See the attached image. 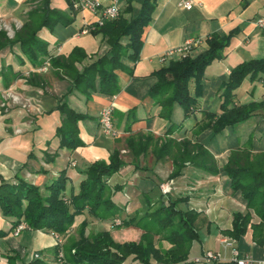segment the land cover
<instances>
[{
    "label": "crops",
    "instance_id": "1",
    "mask_svg": "<svg viewBox=\"0 0 264 264\" xmlns=\"http://www.w3.org/2000/svg\"><path fill=\"white\" fill-rule=\"evenodd\" d=\"M31 1L0 0V27L13 30L11 37L6 33L8 37H13L15 31L26 22L27 13L39 3V0ZM103 1L107 3L108 0ZM182 1L191 2L192 9L178 7ZM142 2L122 0L121 14L124 19L130 20L135 16ZM49 3L50 8L73 20L69 26H56L53 32L42 31V38L49 45L50 56H67L73 48L79 47L88 56L82 63L86 65L108 50L100 34L81 33L84 27L95 21L94 15L87 11L73 13L66 0H49ZM262 17L264 0H155L151 21L143 31L139 59L135 63L124 59V64L131 71L115 72L120 92L113 97L95 94L90 101H85L75 91L70 92V79L65 76L58 78L49 62L36 68L17 47L0 51V72L2 68L11 67L13 73L18 74L8 86L4 85V78L0 75V183L21 178L42 188L64 170L68 177L65 194L70 197L78 193L79 185L85 179L84 172L90 164L107 161L109 155L118 150L125 166L111 176L107 183L110 187L122 185L124 204L114 201V198L112 200L119 207L127 206V210L131 205V202L127 203L128 197L132 198V212L135 214L147 208L144 197L148 194L146 184L164 183L174 167L170 158L156 161L152 154L140 156L133 163L126 145L129 138L150 134L159 143L167 138L177 141L191 139L193 143L204 145L214 156L219 168L227 163L234 149L264 152V70L255 79L246 77L234 91V105H261L250 119L227 127L217 136L212 137L209 129L198 136H192V130L203 119L202 112L219 113L220 96L231 70L244 62L264 59V31L256 25V21ZM214 35L228 37V41L220 58L209 64L204 71L198 107L191 116L184 118L182 109L174 105L170 121H167L160 116L161 108L154 104L148 94L157 81L154 72L173 61L168 59L161 62L160 58L166 52L180 47L187 39L201 40V44L190 54L196 56L207 48V41ZM193 85L191 81V90ZM9 95L26 101L29 110L26 112L11 104L7 99ZM60 101L89 117L77 124L83 146L73 151L60 149L59 139L55 137V130L60 124V115L56 111ZM106 107L113 109L114 137L105 136L99 126V114ZM132 110L134 113L128 115ZM171 125L176 129L172 135H166ZM222 137L225 142L222 141L221 147H218L217 140ZM169 185L172 191L163 196L162 200L187 198L178 208L199 213L195 223L197 231L200 225L209 236L212 234L215 245L226 259L231 257L232 248L237 249L241 257L249 256L255 261L264 259V247L252 241L250 230L239 241L222 234L223 231L231 230L235 213L246 212L243 200L232 193L227 177L223 174L208 175L186 163L180 175L172 179ZM157 187L161 197V190ZM84 220L91 222V226L98 222L84 213L76 217L75 224ZM10 228V222L3 219L0 213V229L8 232L6 237L0 239V264H6L5 255L15 254L25 262L36 254L45 264H60L52 232L25 229L15 236ZM109 233L115 240L118 239L114 231ZM141 235L142 231L136 229L132 241H139ZM223 238L233 241L232 246L222 245L220 240ZM198 244V241L192 243L184 264L195 257L196 253H204V246L200 244L198 247ZM163 246L170 247L167 243H163ZM122 264L140 263L126 260Z\"/></svg>",
    "mask_w": 264,
    "mask_h": 264
},
{
    "label": "trees",
    "instance_id": "2",
    "mask_svg": "<svg viewBox=\"0 0 264 264\" xmlns=\"http://www.w3.org/2000/svg\"><path fill=\"white\" fill-rule=\"evenodd\" d=\"M32 0L31 2H33ZM70 8V6H69ZM155 0H143L138 13L130 20L120 17L103 26L90 28L91 35L100 34L108 50L86 65L88 58L85 51L75 47L67 56H50L48 42L42 38V31L53 32L58 25L69 26L73 20L56 9L50 8L49 0H39L27 13L26 22L15 31L12 38L0 30V51L13 47L19 48L25 59L36 68L49 62L58 78L65 76L71 81V91H75L85 101H90L95 94L113 97L121 88L116 71L131 69L124 64V59L136 62L142 48L144 28L150 23ZM73 13H76L71 8ZM228 37L212 36L207 41V48L196 56L171 61L166 67L154 72L156 83L149 90V97L161 108L160 116L170 121L174 105L179 106L184 118L191 116L198 107L202 92V78L206 67L220 58L222 49L227 45ZM80 66V68H79ZM264 70V59L244 62L231 70L224 90L220 96L219 113L202 112L203 119L192 130V136H198L205 130L217 136L227 127L250 119L261 107L257 104L234 105V91L250 76L255 79ZM0 75L4 85L8 86L18 74L11 67L2 68ZM10 78V79H9ZM193 81V89L190 82ZM60 115V124L55 130L59 139V148L75 150L83 146L79 137L78 122L89 118L60 101L56 107ZM134 111H129L128 115ZM171 125L166 135H172L176 129ZM132 157L137 159L151 151L156 161L170 158L173 171L170 178L180 175L184 164L188 163L208 175H225L234 194H240L246 212L235 213L231 230L223 235L239 241L248 230L252 241L264 247V152L252 153L250 149L237 148L231 151L227 163L219 168L214 156L198 142L184 138L177 141L167 138L156 142L150 134L132 137L126 141ZM125 163L118 150L113 151L107 161H95L85 170V179L79 185V191L65 200L68 182L66 172H59L55 179L42 188L26 182L21 178L0 183V213L10 222V231L20 223L34 231L66 234L76 217L88 213L98 219H105L120 214V207L113 202L112 196L120 191L119 186L111 188L108 179L119 172ZM147 208L138 216L133 215L126 226H135L142 231L140 240L115 242L109 233L103 232L92 238H85L71 245L64 253L66 264H122L132 260L140 264H184L194 241H198L195 223L199 213L194 210H180L178 205L186 202L184 198L168 200L167 205L162 195L155 203L145 197ZM256 221H255V220ZM8 232L0 229V239ZM163 243L170 247L165 248ZM73 250V253H72ZM57 256V255H56ZM6 264H45L36 258L28 262L15 255H5ZM214 264H233L219 262Z\"/></svg>",
    "mask_w": 264,
    "mask_h": 264
},
{
    "label": "built area",
    "instance_id": "3",
    "mask_svg": "<svg viewBox=\"0 0 264 264\" xmlns=\"http://www.w3.org/2000/svg\"><path fill=\"white\" fill-rule=\"evenodd\" d=\"M70 8L75 12L87 11L94 15L95 21L81 30L82 34L89 33L90 28L94 29L96 26H103L107 22L114 21L118 19L121 15V1L122 0H108L107 3H104L103 0H66ZM178 7L184 10L192 9V3L189 1H182L178 3ZM257 27L264 31V17L256 21ZM201 44L200 39H187L183 44L171 51L166 52L161 58V62H165L168 59L179 60L189 56L192 51ZM113 109L112 107L104 108L98 117L99 126L102 133L108 137L115 136V130L113 126ZM163 194L170 192V188L161 187ZM120 220L115 219L114 224L116 226L120 225ZM27 229L24 223H20L14 230L13 235L17 236L23 230ZM55 239V245L60 246V239L57 234L52 233ZM231 241V240H230ZM220 243L227 247H231L233 241L229 243L228 239H221ZM57 260L60 264H66L64 261V255L60 248L57 253ZM219 262H232L233 264H264L263 260L255 261L249 256L241 257L237 249L232 248L231 257L226 259L221 253H212L207 252L203 253L200 259H195V264H214Z\"/></svg>",
    "mask_w": 264,
    "mask_h": 264
},
{
    "label": "rangeland",
    "instance_id": "4",
    "mask_svg": "<svg viewBox=\"0 0 264 264\" xmlns=\"http://www.w3.org/2000/svg\"><path fill=\"white\" fill-rule=\"evenodd\" d=\"M0 30H3L5 31L7 34H9V36L11 37L12 36V32L13 30H11V28H4L3 26L0 27ZM173 61H176V60H173ZM11 104L17 106V107H20L22 110L24 111H28L29 108H28V105L26 103V101H23L22 99L14 96V95H9V97L7 98ZM232 135V133H231ZM230 135V136H231ZM108 138V137H107ZM219 140H217V144L219 145L218 147H221L220 144L221 142H225V139L222 137V138H218ZM220 141V142H219ZM224 144V143H222ZM129 151V154L132 155L130 153V150L128 149ZM148 154H152L151 151H149L146 155ZM145 155V156H146ZM124 162V161H123ZM132 162L135 163L136 162V159H132ZM125 163V162H124ZM125 166V165H124ZM123 168V167H122ZM121 168V169H122ZM120 169V170H121ZM119 170V171H120ZM225 176V175H224ZM226 177V176H225ZM121 178V177H120ZM174 179V178H170L168 177L167 178V181H165L164 183L161 181V183H157V185H149V183L146 184V189L148 190V194H146V196L144 197H148L149 199V202L152 204L154 201H157L159 200L160 198V191L158 189L157 186H159L160 190H161V187L164 186V187H169L170 188V192L172 191L171 190V186L169 185L171 183V180ZM121 182V180H118V182ZM119 182V183H120ZM123 184H125L123 181H122ZM121 188V190H123V187L122 185L119 186ZM132 187V186H131ZM113 188V187H111ZM116 191L113 196H112V199L116 202H121L124 204L125 202V195H124V191ZM169 192V193H170ZM169 193L167 194H163L162 191H161V195L162 197L165 196V195H168ZM237 198H241V195L240 194H237L236 195ZM71 198L68 197L66 194H65V200L69 201ZM179 199V198H178ZM183 199V197H182ZM187 200V198H184V200ZM131 202V205L130 207H128V209L126 210V207H120V214H116V216L114 217H110V218H105V219H98L94 216H91L89 215L92 219H95L97 220V224L94 223V225H90V223H88L86 220L84 221H81V222H78L75 224V220H74V223L73 225L70 227L69 231L64 234V235H58L57 236L59 237L60 239V246H56L54 244V247L56 249V255L58 253V249L60 248V250L62 251L63 255L64 253L66 252V249H69L71 247L72 244L80 241V239L84 236L85 238H92L94 237L95 235L97 234H100V233H103V232H107L109 233V231H114V236L116 237L117 240H115L111 234V238L115 241V242H118V243H122V241L124 242H127V241H132V236L135 235L136 233V228L135 226H126L125 225V221H128L130 218H132L133 215L136 214V216H138V214L140 215L141 213H133L132 212V198H129L128 197V202L129 203ZM165 205H167L168 201H163ZM159 206V203L156 205V204H153L152 206V209H156L158 208ZM88 214V213H87ZM82 216V215H80ZM76 219V218H75ZM115 219H119L120 220V225L116 226L114 224V220ZM202 223V222H200ZM107 225V226H106ZM107 229H109V231H107ZM198 237H199V240H198V247H200V244H202L204 246V253H207V252H212V253H221V255H223L222 251H219L218 247L215 245V241H214V236L211 234L210 236L208 235V233L205 231L204 227L203 226H200L199 225V230H198ZM229 243L231 242L230 240H228ZM72 253H73V250H72ZM243 255V253H241ZM31 260L32 259H36L38 258V255H32L31 256ZM202 257V254L201 253H196L195 257H193L189 262H187L186 264H194L192 261L193 259H200ZM7 262V261H6ZM203 264V263H201Z\"/></svg>",
    "mask_w": 264,
    "mask_h": 264
}]
</instances>
